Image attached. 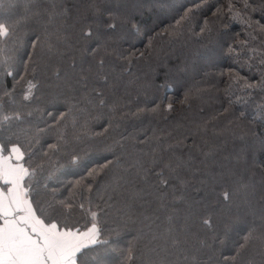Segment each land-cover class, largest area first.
Listing matches in <instances>:
<instances>
[{"label":"trees","instance_id":"1","mask_svg":"<svg viewBox=\"0 0 264 264\" xmlns=\"http://www.w3.org/2000/svg\"><path fill=\"white\" fill-rule=\"evenodd\" d=\"M24 2L3 0L0 15L21 14ZM28 2L36 5L38 18L21 29L23 45L0 44V142L17 136L25 145L31 142L35 163L47 153L49 193L55 189L58 199L77 205L66 214L81 227L90 226L91 212L97 213L100 239L108 241L97 250L108 264H261L259 230L242 255H236V247L264 212V0H248V12L236 19L213 15L230 0ZM231 2L236 11L244 0ZM109 13L126 15L127 20L113 29ZM89 24L93 35L85 39L80 29ZM49 25L50 31L66 32L69 43L58 44L53 35L52 50L44 43L33 49V33L43 35ZM201 28L207 31L202 34ZM173 29L179 37L165 33ZM29 52H34L31 58ZM26 61L33 67L26 70ZM5 63L16 81L24 75L15 89ZM89 65L95 66V74L88 72ZM28 82L37 87L23 100ZM245 83L256 87L241 90ZM189 91L193 95L185 99ZM97 93H103L107 106L88 103ZM73 104L84 110L73 114L75 123L72 116L63 120L60 115ZM154 105L159 106L155 112ZM137 108L147 110L137 113ZM17 110L21 120H4ZM85 119L91 148L81 155L82 163L70 164L67 153L84 148L80 138L85 136ZM228 121H236L239 129L222 131ZM110 122L118 127L105 134ZM202 123L207 126L201 134L166 148ZM146 137L151 143L141 144ZM193 143L196 148L190 147ZM50 144L59 150L49 149ZM120 144L123 149L116 151ZM109 148L121 164L114 162L94 182L92 192H85L90 202L81 210L79 190L71 196L67 189L89 168L114 161ZM152 148L162 157L158 165L151 163ZM137 160L149 169L148 184L164 192L163 202L158 193L133 199L134 189L117 187L123 184L118 179L121 169ZM169 162L171 169L165 167ZM225 192L230 200L224 199ZM241 202L246 211L237 215ZM205 218L211 219V228L203 225ZM130 244L131 256L125 261Z\"/></svg>","mask_w":264,"mask_h":264},{"label":"snow or ice","instance_id":"2","mask_svg":"<svg viewBox=\"0 0 264 264\" xmlns=\"http://www.w3.org/2000/svg\"><path fill=\"white\" fill-rule=\"evenodd\" d=\"M3 6V0H0V7ZM11 6H16L15 4ZM23 8V12L17 16H12L5 12L0 15V44H6L8 41H12L14 45H23V39L20 35L21 29L26 28L30 22L38 18V14L33 12L36 5L31 4L28 0L20 5ZM250 5L248 0H244L242 8L237 9V5L232 3L231 0L226 6H221L213 13L214 17H222L224 15H230L234 19L243 18L244 14L248 12ZM109 19L114 21L110 25L111 28H115L117 23H124L127 20L126 15H113L109 13ZM184 17H181L183 20ZM180 21H177L179 24ZM207 23V21H206ZM49 27L43 28V35L33 33L35 39L31 41L33 49L40 46L42 43L47 44L49 50H52L54 45L51 42L53 35L56 36L58 44L69 43L67 33L62 32L61 29L56 31H50ZM207 31L206 28H201L203 34ZM165 33L170 36L179 37L178 30L173 29L172 32L165 30ZM93 35L91 25L81 27L80 36L88 39ZM110 47L106 45L107 49ZM3 49L0 48V52ZM97 49H93L92 52L96 53ZM115 51V50H113ZM34 52H29L28 56L31 58ZM2 63V62H0ZM103 67V62H101ZM33 67L28 61L25 62V69ZM72 67H75L73 61ZM94 65H89L88 72L94 73ZM4 72L7 76L13 77L14 84L13 89L17 84L24 82V75L21 74L19 81L15 80L16 73L14 71H8V65L4 64ZM232 79H237L232 77ZM262 88H264V79L260 82ZM37 87V85L28 82V90L23 93V100H28L31 95V90ZM256 84L245 83L242 85L243 89H254ZM199 91V90H197ZM15 94L14 92L12 93ZM5 95H9L5 92ZM191 91L185 94V99L192 96ZM103 108L108 105V101L104 98L103 93H97L92 99H89L88 103ZM79 103V101H76ZM115 101L111 105L115 107ZM183 103V101H182ZM157 105H154L151 111L158 110ZM168 109L172 108V105H167ZM147 109L137 108V113L146 111ZM225 112L229 109L225 108ZM83 109H77L75 105H70L67 113H61L63 120H67L69 116L73 117V123L76 122V114H83ZM98 118V117H94ZM22 119L21 111L17 110L12 112L11 116H5L4 120L11 122L12 120L19 121ZM229 127L222 131H233L239 129V124L236 121H228ZM206 123L196 125L195 131L191 129L188 132V136H181L180 139L175 141L172 145H166L169 150L175 147L182 146L184 140L201 134L202 130L206 128ZM118 125L110 122L109 126L105 129V134L117 128ZM83 130L85 136L80 138L81 143L84 144V148H77L74 151L68 152L70 164L82 163L81 155L86 154V149L91 148L92 142L87 139L88 135H91V129L89 128L88 119L84 120ZM123 139V137H121ZM143 143H151L149 138H145ZM49 149L59 150L57 145L50 144ZM124 145L120 144L116 151L123 149ZM191 148H196L197 145L193 143ZM114 156V161H106L105 164L99 167L89 168L86 175L81 180H77L67 189L71 196L77 195L74 190H79L80 203L78 207L81 210L84 209V202H90L88 195L85 192L91 193L93 190L94 182L98 181V178L106 176L109 170L113 167V163L116 165L121 164V158L116 157L112 149H108ZM153 165H158L162 160V157L157 155V148H152ZM5 153H7L5 155ZM33 147L31 142L27 145L21 143L20 138L17 136L15 140L9 137L6 141L0 142V264H108L103 258V255L97 249L108 241L100 239L101 232L97 226L96 218L97 213L91 212L92 222L91 225H80L79 220L72 219L66 214V209L75 208L77 205L71 204L68 198L58 199L57 191L53 189L50 193L48 186L51 183L52 172L45 167L46 163L50 161L46 160L47 153L44 157L40 158L39 163H35L32 159ZM165 167L172 168L171 162L166 164ZM47 171V175L44 173ZM149 169L143 166L142 161L137 160L135 165L129 164L126 168H122L120 172L119 180L123 181V184H118L120 188L134 189L131 198L142 199L147 195L159 194L158 198L161 202L164 201V192L154 184H148ZM157 175H162L157 173ZM138 183H143L144 188H138ZM161 184L166 185V180H161ZM151 189V191H149ZM225 200L231 199V194L228 192L223 193ZM246 211V206L241 202L236 206L237 215ZM255 215V213H252ZM203 225L208 228L212 227L211 219L205 218L202 221ZM259 230V239L261 240L259 255L261 257V264H264V212L259 216L258 221L254 220L249 226L247 234L244 235L243 240L237 242L236 255L240 256L252 246V241L256 238V233ZM203 244V241H200ZM132 251V245H129L127 255H124L125 261L130 259Z\"/></svg>","mask_w":264,"mask_h":264}]
</instances>
